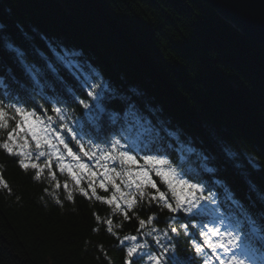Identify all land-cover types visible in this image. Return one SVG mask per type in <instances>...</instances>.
Returning a JSON list of instances; mask_svg holds the SVG:
<instances>
[{"label": "trees", "instance_id": "trees-1", "mask_svg": "<svg viewBox=\"0 0 264 264\" xmlns=\"http://www.w3.org/2000/svg\"><path fill=\"white\" fill-rule=\"evenodd\" d=\"M36 34L46 40L29 39ZM9 43L25 52L26 64L37 67L41 60L36 48L55 59L48 43L58 45V51H82L98 78L116 89L114 98L105 101L106 113L124 105L125 89H143V103L161 105L163 118L175 126L170 130L178 133L168 149L172 160L185 155V169L199 170L205 182L220 181L213 188L218 198L227 189L238 210L264 227V46L207 2L0 0V99L27 92L39 104L31 77L6 47ZM61 75L73 82L67 71ZM66 110L77 117L83 111ZM12 159L0 152L12 189L11 195L0 189V264H124L123 245L93 217L98 212L108 218L107 206L79 194L69 202L62 189L31 180V173H23ZM202 163L215 171L203 172ZM57 177L62 184L64 177ZM98 193L107 196L111 190ZM135 211L144 219L155 214L154 226L166 230V210L145 203ZM112 219L121 225L115 229L119 237L145 239L135 218ZM191 231L188 236L181 232L171 243L178 256L201 264L190 246ZM195 239L199 241L198 230ZM148 241L155 249L150 237Z\"/></svg>", "mask_w": 264, "mask_h": 264}, {"label": "snow or ice", "instance_id": "snow-or-ice-1", "mask_svg": "<svg viewBox=\"0 0 264 264\" xmlns=\"http://www.w3.org/2000/svg\"><path fill=\"white\" fill-rule=\"evenodd\" d=\"M29 39L42 41L46 36L36 34ZM6 47L30 75L32 92L41 103L27 92L0 99V152L13 158L11 162L23 173H31V180L62 189L67 201L74 202V195L79 194L107 206L108 218L98 212L93 217L123 245L124 264H191L176 254L171 243L181 232L188 236L190 229V246L201 264H264V227L238 210L227 189L218 198L213 188L220 181L205 182L199 170L185 169V155L172 160L168 149L178 133L170 130L175 126L163 118L161 105L143 103V89H125L124 105L106 113L105 101L114 98L116 89L98 78L82 51H58V45L48 43L55 59L36 48L41 60L37 67L25 63V52L19 46L9 43ZM62 70L73 82L61 75ZM68 107L83 111L77 117ZM224 150L228 156L234 155L227 145ZM3 168L0 165V189L11 195ZM201 168L207 173L215 171L204 163ZM57 173L64 177L62 184ZM98 190H111V194L101 196ZM44 191L52 195L48 188ZM53 198L63 206L60 199ZM145 203L169 213L166 230L154 226L155 214L147 219L138 216L135 209ZM113 215L125 221L135 218L144 242L137 235L119 237L115 229L121 225L113 224ZM149 237L155 249L150 248Z\"/></svg>", "mask_w": 264, "mask_h": 264}, {"label": "water", "instance_id": "water-1", "mask_svg": "<svg viewBox=\"0 0 264 264\" xmlns=\"http://www.w3.org/2000/svg\"><path fill=\"white\" fill-rule=\"evenodd\" d=\"M241 33L264 46V0H204Z\"/></svg>", "mask_w": 264, "mask_h": 264}, {"label": "rangeland", "instance_id": "rangeland-1", "mask_svg": "<svg viewBox=\"0 0 264 264\" xmlns=\"http://www.w3.org/2000/svg\"><path fill=\"white\" fill-rule=\"evenodd\" d=\"M142 242H144V240Z\"/></svg>", "mask_w": 264, "mask_h": 264}]
</instances>
